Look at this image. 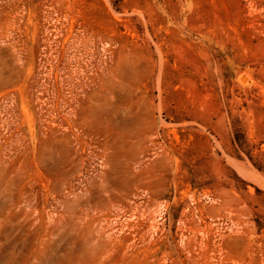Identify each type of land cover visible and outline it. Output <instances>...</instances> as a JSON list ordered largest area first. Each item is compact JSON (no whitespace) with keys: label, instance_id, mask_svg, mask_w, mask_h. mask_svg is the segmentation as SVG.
Here are the masks:
<instances>
[{"label":"rangeland","instance_id":"1","mask_svg":"<svg viewBox=\"0 0 264 264\" xmlns=\"http://www.w3.org/2000/svg\"><path fill=\"white\" fill-rule=\"evenodd\" d=\"M256 165L264 0H0V264H264Z\"/></svg>","mask_w":264,"mask_h":264},{"label":"trees","instance_id":"2","mask_svg":"<svg viewBox=\"0 0 264 264\" xmlns=\"http://www.w3.org/2000/svg\"><path fill=\"white\" fill-rule=\"evenodd\" d=\"M237 138V137H236ZM236 142H240L241 143V141L239 140V138H237L236 139ZM260 170H264L260 165H256Z\"/></svg>","mask_w":264,"mask_h":264}]
</instances>
